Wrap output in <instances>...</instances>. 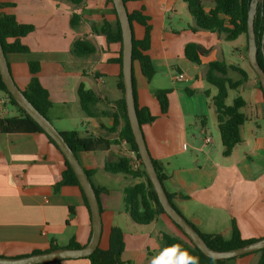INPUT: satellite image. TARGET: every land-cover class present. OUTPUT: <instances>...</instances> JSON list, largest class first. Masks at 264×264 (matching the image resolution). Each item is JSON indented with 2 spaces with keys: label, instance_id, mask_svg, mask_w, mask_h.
Here are the masks:
<instances>
[{
  "label": "crops",
  "instance_id": "crops-1",
  "mask_svg": "<svg viewBox=\"0 0 264 264\" xmlns=\"http://www.w3.org/2000/svg\"><path fill=\"white\" fill-rule=\"evenodd\" d=\"M211 5L206 6L207 11ZM126 6L129 14L142 13L151 26L147 54L156 74L149 81L140 64L135 63L134 79L138 106L148 108L157 118L142 129L152 158L167 177L163 183L166 192L176 195V207L203 233L229 239L236 225L243 239L264 238V92L249 62L248 36L227 42L218 33L192 31L189 27L195 22L183 0H128ZM114 10L108 0H84L79 6L65 0H0V14L13 15L19 23L35 26V31L22 39L30 52L7 55L17 86L24 91L32 79L29 63H40L38 77L49 91L52 107L48 118L54 126L63 132L77 131L82 137L102 136L116 141L109 150L77 155L99 190L103 223L100 248H109L110 234L117 227L124 233L122 264H150L163 249L164 233L182 235L164 214L150 225L136 224L125 210L124 191L145 182V178L106 171L108 162L120 158L141 168L135 152L120 140L125 121L117 103L124 95L118 88L122 66L116 60L122 45L109 43L106 36L92 30L93 24L105 22L115 28L118 18ZM74 14L82 15V20L73 28ZM184 20L192 22L186 29L182 28ZM145 34V26L133 22L135 39L143 40ZM78 40H87L96 52L77 56L74 44ZM190 43L211 49L200 66L185 56V47ZM224 45L231 48L228 58L224 56ZM212 55H216L213 60ZM214 61L239 67L248 76L239 89L229 91L245 100L242 112L247 116L241 127L242 143L230 157L223 156L213 105L217 90L205 79L208 65ZM164 75L173 82L187 81L191 88H170L161 80ZM178 75L182 76L180 80ZM229 77L235 81L242 78L236 71H231ZM81 85L99 98L88 107L90 114L82 107L78 93ZM165 89H172V93L169 111L162 114L156 92ZM196 96L202 101H190ZM16 116L18 110L0 92V118ZM209 124L219 137L210 133ZM64 170V156L44 134L0 133V256L30 255L47 251L52 244L67 248L72 241L81 247L88 245L92 222L81 190L76 186L55 189ZM259 261L260 255H248L226 264ZM49 264L91 262L80 258Z\"/></svg>",
  "mask_w": 264,
  "mask_h": 264
},
{
  "label": "trees",
  "instance_id": "trees-1",
  "mask_svg": "<svg viewBox=\"0 0 264 264\" xmlns=\"http://www.w3.org/2000/svg\"><path fill=\"white\" fill-rule=\"evenodd\" d=\"M65 1H69L77 6L81 5L84 2V0ZM124 1L126 3L128 0ZM108 2L113 4V0H108ZM183 2L187 4L189 14L192 16L195 22L194 26L189 27L192 31L197 32L203 30L218 33L220 35H223L227 42L236 41L242 35L247 36L248 12L250 9L251 0H183ZM209 3L212 4V7L207 11L206 6ZM114 11L117 15L116 9ZM129 17L132 23V27L133 22H138L144 25L146 28V34L143 40H136L133 35V61L134 64H140L142 74L150 81L156 74L151 57L147 54L150 49L151 43V26L147 24V17L143 16L140 12L131 13L129 14ZM81 20L82 15L74 14L71 19L72 27L74 28L78 26ZM92 30L94 34L106 36L109 43H120L122 45V32L118 19L115 28L110 23L105 22L102 25L93 24ZM34 31V25L21 24L13 15L0 14V40L6 55L14 53H29L30 49L22 43V39L32 34ZM255 32L257 44L259 47L258 61L264 69V52L262 51V41L264 38V3L259 4L258 6L257 19L255 21ZM74 52L77 56L82 57L95 53L96 48L87 40H78L74 44ZM210 52L211 49L195 43H190L185 47L186 58L191 63H194L198 66L202 65V58L209 55ZM116 62L122 66V52ZM29 69L32 75V79L23 92L27 99L35 106V108L39 110L41 114L48 118V113L52 107V102L50 101L49 91L42 85L38 77L41 70L40 63L30 62ZM231 71L238 72L242 76V78L237 81L233 80L229 77V73ZM205 79L211 86H213L217 90V94L213 98V105L217 116L218 129L223 146V156L230 157L233 154L234 149L242 143L241 127L246 122L247 116L242 112V108L246 105V102L242 97L236 98L232 105H228L227 100L229 97V91L239 89V87L248 80V76L247 73L239 67L228 65L225 61H214L208 65V71L206 73ZM118 88L124 95L125 89L122 73L119 77ZM0 92L7 97L10 104L14 106L19 112V116L16 117L0 118V133H41L44 134L49 139V141L60 151V149L50 138V136H48L45 131L17 104L12 95L8 92L6 85L2 80L1 74ZM187 92L189 94H192L189 90ZM78 93L82 101L83 110L86 113L90 114L88 107L99 100L98 96L93 91L85 90L83 85L80 86ZM171 93L172 89L159 90L156 92V98L159 101L162 114H167L169 111V95ZM134 96L136 101L137 114L141 126L154 123L157 118L150 113V110L148 108H140L138 106L137 87L135 79ZM117 107L121 117L125 121V125L120 132V140L129 145L132 151L135 152L137 161L139 162L141 168H135L131 161L127 158H120L116 162H108L106 165V171L112 174H123L125 176H130L133 178H145V182L125 189L124 205L126 212L131 216L132 220L136 224L147 226L157 220L159 216L166 214L159 202L158 196L148 178L147 172L138 153V147L136 145L128 119L124 96L118 101ZM203 120L205 121V118H203ZM60 133L76 155H78L80 152L106 151L116 143V141H112L102 136L88 135L82 137L77 131H60ZM153 162L157 169L160 180L162 181V183H164L167 178L166 175L163 173L158 162L154 159ZM86 173L90 178V172ZM64 186H76L81 190L91 217V212L86 196L81 188L76 174L74 173L66 158L65 170L62 174V179L56 185L55 189L59 190ZM95 191L98 196L99 190L95 188ZM167 195L172 205L177 208L174 204V198L176 197V195H172L170 193H167ZM178 211L180 212L179 209ZM171 222L181 232L182 236L180 237L164 233L162 238L163 248L172 243H180L189 252L199 257L200 264H226V262L229 261L215 260L205 256L172 220ZM190 224L201 234L207 245L211 249L217 251H228L236 249L258 240L243 239L236 225L233 226V233L231 238L226 239L219 234L203 233L191 222ZM58 248L60 247L52 244L50 249L47 251ZM67 248H81V245L72 241ZM124 250V233L120 228L114 227L110 234L109 248L107 250H104L99 247L94 254L85 259H88L91 264H122V255ZM41 252L43 251H35L34 253ZM248 255H260V261L258 264H264V250L257 251Z\"/></svg>",
  "mask_w": 264,
  "mask_h": 264
},
{
  "label": "water",
  "instance_id": "water-1",
  "mask_svg": "<svg viewBox=\"0 0 264 264\" xmlns=\"http://www.w3.org/2000/svg\"><path fill=\"white\" fill-rule=\"evenodd\" d=\"M264 0H251L248 12V57L251 67L256 72L261 87L264 92V69L258 61V44L255 32V21L257 19L258 6L263 4ZM116 9L117 18L122 32V74L124 84V97L128 119L134 135L138 153L141 157L143 166L147 172L148 178L158 196L159 202L165 214L180 228L188 239L207 257L215 260H230L257 251L264 250V238L247 244L243 247L228 251H217L211 249L201 234L190 224V222L175 208L170 202L164 184L160 180L153 158L146 144L142 126L139 122L136 101L134 96V61H133V27L130 21L129 12L124 0H113ZM264 51V44L262 46ZM0 74L8 92L12 95L17 104L50 136L56 143L69 165L73 169L81 188L86 196L92 222V234L88 245L81 248H58L41 253H33L20 257L0 256V264H49L70 259L87 258L94 254L100 247L103 223L99 199L95 188L81 165L77 155L65 141L60 131L54 124L27 99L23 90H21L14 81L7 55L4 52L0 40Z\"/></svg>",
  "mask_w": 264,
  "mask_h": 264
},
{
  "label": "clouds",
  "instance_id": "clouds-1",
  "mask_svg": "<svg viewBox=\"0 0 264 264\" xmlns=\"http://www.w3.org/2000/svg\"><path fill=\"white\" fill-rule=\"evenodd\" d=\"M150 264H200V260L180 243H172L153 256Z\"/></svg>",
  "mask_w": 264,
  "mask_h": 264
},
{
  "label": "rangeland",
  "instance_id": "rangeland-1",
  "mask_svg": "<svg viewBox=\"0 0 264 264\" xmlns=\"http://www.w3.org/2000/svg\"><path fill=\"white\" fill-rule=\"evenodd\" d=\"M190 23L192 24L191 20H188V21L187 20H184V25H182V28H185V29L188 28ZM224 48H225V54H224V56H225V58H228V53H230L231 48L229 46H227V45H224ZM215 56L214 55L211 56L212 60H213V58ZM137 71H138V69H136V74H137ZM160 77H161V80L164 81V83L166 84V86H169L170 88L177 87L179 89H182V88H184V86H186L188 88H191L190 87L191 85H188V82L187 81H185V84H186L185 85L182 82H178V81L177 82H173L170 77H165V75L164 76H160ZM156 81H159V78H157ZM236 97H237V93L235 91H231L229 93L228 104L229 105H232L233 104V101L235 100ZM190 101H202V99H199L198 100V97L196 96L195 98L191 99ZM208 128L210 130V133L212 132L211 134H214V136H216V138L219 137L218 136L219 135L218 134V131L215 130L214 128H211L210 124L208 125Z\"/></svg>",
  "mask_w": 264,
  "mask_h": 264
},
{
  "label": "built area",
  "instance_id": "built-area-1",
  "mask_svg": "<svg viewBox=\"0 0 264 264\" xmlns=\"http://www.w3.org/2000/svg\"><path fill=\"white\" fill-rule=\"evenodd\" d=\"M182 78L181 75H178L177 79L180 80ZM211 140L210 139H207V142H210Z\"/></svg>",
  "mask_w": 264,
  "mask_h": 264
}]
</instances>
